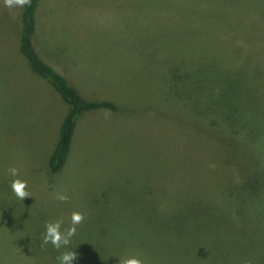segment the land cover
Returning a JSON list of instances; mask_svg holds the SVG:
<instances>
[{"label":"rangeland","instance_id":"obj_1","mask_svg":"<svg viewBox=\"0 0 264 264\" xmlns=\"http://www.w3.org/2000/svg\"><path fill=\"white\" fill-rule=\"evenodd\" d=\"M23 10L0 0V264H58L64 251L72 264H264V204L247 184L264 170V82L208 71L264 77V0H41L42 60L119 108L80 116L55 175L70 107L21 54ZM240 122L254 130L232 134ZM74 211L85 219L70 245L42 247L45 224L63 231Z\"/></svg>","mask_w":264,"mask_h":264},{"label":"trees","instance_id":"obj_2","mask_svg":"<svg viewBox=\"0 0 264 264\" xmlns=\"http://www.w3.org/2000/svg\"><path fill=\"white\" fill-rule=\"evenodd\" d=\"M41 0H31V6L24 7L22 13V32H21V42H20V51L21 54L27 59L32 71L39 75L42 79L48 81L54 89L60 94L62 99L70 107L69 112L67 113L60 130L59 141L54 150V153L50 159V170L52 174L59 173L62 168L65 166L68 155L70 153L73 138L76 132L77 122L81 115L86 112L96 111V110H109L112 112H118L119 108L110 101H87L85 100L80 93L69 83L67 78L47 64L40 55L38 54L35 46L33 37L36 31V11L40 4ZM202 66V65H200ZM201 71V70H200ZM208 71L216 74L236 75L238 73L247 74L249 77H258L261 82H264V77L259 73L250 72L246 68H231L228 70H220L218 68L212 67ZM241 123V122H240ZM232 123L229 126L230 131L234 135H239L250 130H254V127L241 123ZM242 128V129H240ZM238 142H246V137H241L240 139L236 138ZM247 184L258 185L259 189L250 193L257 201L263 206L264 202V170L257 172V174H251L248 178ZM253 187V186H252ZM257 199V200H256ZM264 208V207H263Z\"/></svg>","mask_w":264,"mask_h":264},{"label":"clouds","instance_id":"obj_3","mask_svg":"<svg viewBox=\"0 0 264 264\" xmlns=\"http://www.w3.org/2000/svg\"><path fill=\"white\" fill-rule=\"evenodd\" d=\"M5 7L9 9H23L26 6H31V0H4ZM8 173L17 177L11 182V190L15 197L23 202L25 198L32 197V193L28 190V183L19 177V169L16 167L9 168ZM60 202H67L68 197L62 193H58L55 197ZM84 215L80 212H72L70 217V226L61 230L64 224L63 219H58L54 222H47L45 224V234L42 239V247L51 244L57 251L61 248H66L70 245L71 239L76 234L77 226L84 222ZM77 259V253L72 251H64L57 257L58 264H72ZM119 264H144L140 258L136 256L124 257L119 260Z\"/></svg>","mask_w":264,"mask_h":264}]
</instances>
